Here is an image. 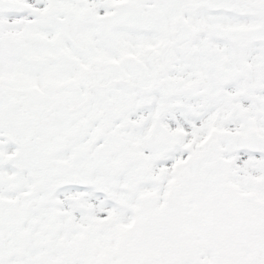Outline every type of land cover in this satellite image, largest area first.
Instances as JSON below:
<instances>
[{
	"label": "snow or ice",
	"instance_id": "1",
	"mask_svg": "<svg viewBox=\"0 0 264 264\" xmlns=\"http://www.w3.org/2000/svg\"><path fill=\"white\" fill-rule=\"evenodd\" d=\"M0 264H264V0H0Z\"/></svg>",
	"mask_w": 264,
	"mask_h": 264
}]
</instances>
